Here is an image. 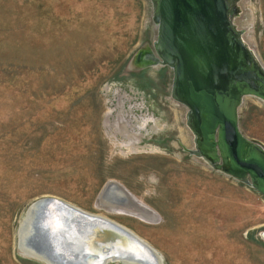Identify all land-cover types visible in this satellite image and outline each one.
Wrapping results in <instances>:
<instances>
[{"label":"rangeland","instance_id":"rangeland-1","mask_svg":"<svg viewBox=\"0 0 264 264\" xmlns=\"http://www.w3.org/2000/svg\"><path fill=\"white\" fill-rule=\"evenodd\" d=\"M234 22L264 64V0H238ZM156 33L151 0H0V264H47L17 247L46 195L126 226L163 264H264V196L186 150L170 66L130 65ZM238 122L264 146V98L246 94ZM109 179L154 213L98 204Z\"/></svg>","mask_w":264,"mask_h":264},{"label":"water","instance_id":"water-1","mask_svg":"<svg viewBox=\"0 0 264 264\" xmlns=\"http://www.w3.org/2000/svg\"><path fill=\"white\" fill-rule=\"evenodd\" d=\"M151 3L157 30L153 47L140 48L132 60L139 54L145 56L139 66L171 67V96L186 105V123L194 135V148L189 151L203 156L217 169L246 182L264 196V146L247 137L238 122V106L246 94L264 98V64L234 22L238 0H151ZM132 60L130 65L138 67ZM202 142L213 153L202 152ZM97 199L107 207L128 206L147 216L154 213L113 179L104 183ZM55 205L82 215L90 223L88 228L108 222L124 230L138 244L131 249L113 248L114 243L104 244L103 247L109 249L105 250L99 264L115 259L120 260V264H141V259L145 262L142 264H150L151 258L156 264H163L162 256L126 226L48 195L28 204L17 227L19 251L23 247L31 248L36 252L31 253L32 257L53 263L54 258L45 249L50 243L47 245L41 239V229L45 228L42 220ZM69 240L71 251L80 256L76 257V262L85 264L89 249L76 243L78 248L74 245L75 239L74 242ZM90 253L99 257L98 251ZM58 260L64 264L63 260Z\"/></svg>","mask_w":264,"mask_h":264},{"label":"bare ground","instance_id":"bare-ground-1","mask_svg":"<svg viewBox=\"0 0 264 264\" xmlns=\"http://www.w3.org/2000/svg\"><path fill=\"white\" fill-rule=\"evenodd\" d=\"M144 57L145 56L142 57V55L138 54L135 57L133 63L138 66L142 65L145 60ZM121 102L122 101L120 100V104ZM139 115L140 114H138V116ZM134 118H136V116H134ZM141 118L143 120L147 119L145 114H143ZM132 120L133 119L131 118H125L123 113L121 112L117 116V118H115L114 121L116 122L118 129L120 130L121 133H123L125 138H128L130 140L128 145L134 149V148H137L138 146V139H140V136H139L140 131L139 129L134 128V124L136 122H134L131 125L130 122ZM111 190L114 192H117L116 188L114 187H111ZM102 207H105V206L102 205ZM109 207L113 208V206H108L107 209H109ZM114 207L115 208H125V210L130 211L137 215H142V216L148 215L142 212L141 210H138L135 208L132 209V208H129L128 206L127 207L114 206ZM52 212L50 213V215L45 216V218L42 220V225H44L45 228L41 229V239L45 241L47 245H49L50 243V246H48L45 249H48V251L47 250L46 251L55 259V260L54 259L52 260L53 261L52 264H56V260L58 261L57 264H61L60 260L58 259L63 260L64 264H79L78 262H76L77 261L76 257L79 255L71 251L72 249L71 242H69L70 238L72 239L73 242H74L73 239H75L74 245H77L76 243H79L85 249H89L88 254L85 255V258H86V260H84L85 264H99L100 263L102 257L105 254V250L109 249L107 247H103L104 244L110 245L111 243H114L113 248H116V249H121V248L131 249V248L138 246L135 240L130 235H128L124 230L118 229L117 227H114L108 222H103L102 224L96 225L92 228L91 227L88 228L90 225L89 221L86 220L88 221L86 222L85 218L81 217L82 215L75 214L72 210L66 209L62 206L55 205L54 209H52ZM102 217L108 220V217H104V216ZM77 247L80 248L78 245ZM20 250L22 253L28 254L30 256H31V253H36L33 249L26 248V247H23ZM112 250L113 249H110V251ZM92 251H98L99 257L97 258L95 256H92L90 253ZM136 251L139 254H142L139 248H137ZM144 255H147V252L144 253ZM148 255L152 256L151 253H149ZM150 260H151L150 264H156V260L154 258L153 259L151 258ZM142 262L145 263L141 259L140 263L142 264Z\"/></svg>","mask_w":264,"mask_h":264},{"label":"flooded vegetation","instance_id":"flooded-vegetation-1","mask_svg":"<svg viewBox=\"0 0 264 264\" xmlns=\"http://www.w3.org/2000/svg\"><path fill=\"white\" fill-rule=\"evenodd\" d=\"M186 125H187V123H186ZM188 126V125H187ZM189 127V126H188ZM193 137H194V135H193ZM193 140H194V138H193ZM193 144H194V142H193ZM201 147H204V148H202L201 150H202V152H204V153H207V154H211V153H213V151L212 150H210L209 149V146L208 145H206V146H203L204 145V143L202 142L201 143ZM208 146V147H207ZM193 148H194V146H193ZM191 149V148H190ZM187 151H189V149L187 148L186 149ZM202 157V159H204L205 161H207L203 156H201Z\"/></svg>","mask_w":264,"mask_h":264}]
</instances>
